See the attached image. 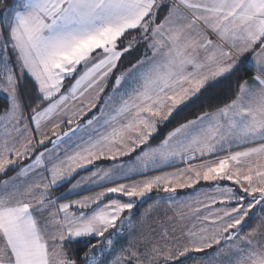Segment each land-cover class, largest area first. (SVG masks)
Instances as JSON below:
<instances>
[{
  "label": "snow or ice",
  "instance_id": "snow-or-ice-1",
  "mask_svg": "<svg viewBox=\"0 0 264 264\" xmlns=\"http://www.w3.org/2000/svg\"><path fill=\"white\" fill-rule=\"evenodd\" d=\"M0 97V264H264V0H10Z\"/></svg>",
  "mask_w": 264,
  "mask_h": 264
},
{
  "label": "rangeland",
  "instance_id": "rangeland-1",
  "mask_svg": "<svg viewBox=\"0 0 264 264\" xmlns=\"http://www.w3.org/2000/svg\"><path fill=\"white\" fill-rule=\"evenodd\" d=\"M4 9V7L0 8V12H2ZM165 11L166 10H162L160 12V16L162 17L164 14H165ZM123 160H127V157H124L122 158ZM195 162V161H194ZM113 163V161H110V160H100V161H97L96 164L102 166V167H108L110 166L111 164ZM106 164H108L107 166H105ZM184 164H177L175 165L174 167H167V168H164L162 171H159V172H154V173H151V175H162L163 172H175L177 171L179 168H183V167H187V165H184ZM91 167V166H89ZM82 172V171H81ZM80 172V176H86V175H89L88 172H85V173H81ZM14 174V173H13ZM12 174V175H13ZM80 176H77L76 179H80ZM139 178V177H137ZM74 182V181H73ZM123 182H128V181H123ZM202 185V182H200V185H197L196 188L199 189ZM89 186L85 185V188H88ZM92 190L91 191H81V190H78L79 191V195H71V196H68V200H75V199H80L81 197L83 196H90V195H94V193L96 191H100L101 189L95 187V186H91ZM66 188L62 191H59L61 193L63 192H66ZM193 193V189L191 188H184V189H180V188H177V194L179 195H182L181 197L185 196L186 194H191ZM58 194V193H57ZM166 194H164L163 192H160V193H156L155 191L152 193V196H164ZM68 200H62L60 201V203H66L68 202ZM155 203V202H153ZM151 203V204H153ZM150 204V203H149ZM148 207V205L146 206V208ZM144 208L143 210H139L140 213H143L144 210L146 209ZM138 209V208H137ZM137 209H135V213L136 215L133 217V222L134 224L137 223V221H139L140 219V215L139 217L138 214H137ZM166 209H167V205H161L160 207H158L156 210L153 211V213L151 214V216L149 218H147V223L145 225V228L147 227V225H153L155 227H157V229L159 230V226H160V222H163V221H166V215H165V212H166ZM168 214H171V213H168ZM137 218V219H136ZM137 227H139V225L137 224ZM120 243H126V241H121ZM119 248V245H117V249Z\"/></svg>",
  "mask_w": 264,
  "mask_h": 264
},
{
  "label": "trees",
  "instance_id": "trees-1",
  "mask_svg": "<svg viewBox=\"0 0 264 264\" xmlns=\"http://www.w3.org/2000/svg\"><path fill=\"white\" fill-rule=\"evenodd\" d=\"M10 2V0H0V8L4 7L6 3ZM136 53L134 52L133 55H135ZM22 89H23V94H24V97H25V101L28 102L31 95H32V92H31V85L27 82V81H23L22 82ZM3 103V97H0V105H2ZM108 164H106L105 166H107ZM86 171H82L81 173H85ZM14 172L13 171H9L8 172V176H11ZM65 188H61L59 191H63ZM154 199V197H153ZM148 200L147 203H144L142 205H140L137 209V213H139L140 211L139 210H142L144 207H146L149 203H151V201L153 200ZM255 224V221H251L250 224H248V227H246L244 230L245 231H248L251 227H253ZM69 254L70 255H82V252L80 253H73L71 251V249H69Z\"/></svg>",
  "mask_w": 264,
  "mask_h": 264
},
{
  "label": "crops",
  "instance_id": "crops-1",
  "mask_svg": "<svg viewBox=\"0 0 264 264\" xmlns=\"http://www.w3.org/2000/svg\"><path fill=\"white\" fill-rule=\"evenodd\" d=\"M198 162H199V161H195L194 163H198ZM183 166H184V165H183ZM175 167H176V166H175ZM175 167H174V168H175ZM201 182H202V185H206V182H204V181H201ZM222 183H228V182H222ZM74 196H75V195H74ZM180 196H182V195H180ZM153 197H154V196H153ZM155 197H156V196H155ZM155 197H154V199L151 201V203L155 202ZM151 203H150V204H151ZM148 205H149V204H148ZM144 208H146V207H144ZM144 208H143V209H144ZM143 209H142V210H143ZM139 213H140V212H139ZM139 213H137V214H138L137 217H139V215H140ZM136 219H137V218H136ZM251 221H255V223H256L255 218H253V220H251ZM251 221H249V224L251 223ZM254 226H255V224H254Z\"/></svg>",
  "mask_w": 264,
  "mask_h": 264
}]
</instances>
